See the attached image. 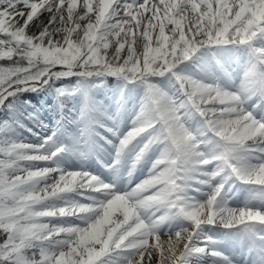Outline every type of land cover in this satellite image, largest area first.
Here are the masks:
<instances>
[{"label":"snow or ice","instance_id":"6c2138e0","mask_svg":"<svg viewBox=\"0 0 264 264\" xmlns=\"http://www.w3.org/2000/svg\"><path fill=\"white\" fill-rule=\"evenodd\" d=\"M0 61V264H264V0H0Z\"/></svg>","mask_w":264,"mask_h":264},{"label":"rangeland","instance_id":"374dc122","mask_svg":"<svg viewBox=\"0 0 264 264\" xmlns=\"http://www.w3.org/2000/svg\"><path fill=\"white\" fill-rule=\"evenodd\" d=\"M31 31H36L35 27L31 29ZM76 78H72V81H65L66 83H75ZM117 81L114 78H107L106 86L102 88H93L90 89L92 95L103 99V97H108L111 89L116 91ZM28 94L35 95L37 100L39 101V106L44 110V114L46 115L47 119L53 120L52 115L50 114V106L54 104L53 94L50 89H45L40 92H29ZM71 106V105H69ZM47 123H51L50 121ZM22 135L26 140H30L32 142L36 141V137L33 135H28L26 133L21 132ZM44 166V165H41Z\"/></svg>","mask_w":264,"mask_h":264},{"label":"trees","instance_id":"16d2710c","mask_svg":"<svg viewBox=\"0 0 264 264\" xmlns=\"http://www.w3.org/2000/svg\"><path fill=\"white\" fill-rule=\"evenodd\" d=\"M0 63H4L3 61H0ZM21 101H30L31 102V105L28 107L27 110L31 111L33 108L35 109L34 105H36V100L35 98L28 94V93H25L22 97H21Z\"/></svg>","mask_w":264,"mask_h":264},{"label":"bare ground","instance_id":"6f19581e","mask_svg":"<svg viewBox=\"0 0 264 264\" xmlns=\"http://www.w3.org/2000/svg\"><path fill=\"white\" fill-rule=\"evenodd\" d=\"M116 91L111 89V92L109 93V96L107 97L109 100L112 99L113 97V94L115 93ZM105 98V97H104ZM79 98H77V102H78ZM238 258H242L241 254H238Z\"/></svg>","mask_w":264,"mask_h":264}]
</instances>
